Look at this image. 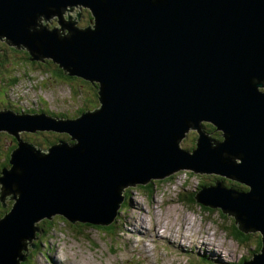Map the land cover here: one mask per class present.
<instances>
[{"label": "water", "instance_id": "95a60500", "mask_svg": "<svg viewBox=\"0 0 264 264\" xmlns=\"http://www.w3.org/2000/svg\"><path fill=\"white\" fill-rule=\"evenodd\" d=\"M80 6L93 28L48 27ZM0 41L95 83L98 98L74 119L0 111V132L17 140L0 171V201H12L0 218V264L26 262L40 221L108 227L126 189L175 172L249 188L216 181L196 201L258 232L261 248L242 264H264V0H0ZM19 131L70 142L42 150ZM188 131L198 134L190 151L180 146Z\"/></svg>", "mask_w": 264, "mask_h": 264}, {"label": "rangeland", "instance_id": "374dc122", "mask_svg": "<svg viewBox=\"0 0 264 264\" xmlns=\"http://www.w3.org/2000/svg\"><path fill=\"white\" fill-rule=\"evenodd\" d=\"M57 26L49 24L48 27ZM30 62L36 61L30 58ZM31 63L25 66L21 64L23 68L7 66L6 88L7 80L15 79L17 83L7 88L8 96L0 98V111L6 110L5 108L20 112L43 109L53 116L62 114L55 117H66V114L73 117L78 108L89 109L93 94L89 84L77 81H70V84L60 83L44 75L47 73L42 71L43 67H35ZM24 68L28 73L24 72ZM44 79L49 82L47 86L36 87V81ZM73 83L82 87L81 95L73 94L74 90H79V86ZM263 89L262 87L261 90ZM192 132L189 131L180 144L188 146V151L198 136ZM213 133L221 135L220 131ZM8 134L0 132V152L6 151L12 136ZM17 135L34 144L36 148L46 149L44 142L47 137L42 133L19 131ZM0 161L1 171L5 163L3 154L0 155ZM203 177L214 180L218 176L175 172L167 180H152L156 182L151 197H146L137 186L129 187L128 206L118 214L120 218L117 237L104 236L102 230L85 227L83 224V227H71L72 224L70 226L57 222L60 220H55L54 217V229L50 230L46 238H41V234L39 239L34 240L36 242L42 239L43 243L38 245L36 253L31 255L26 264H196L201 256L213 264H233L244 257L248 259L255 250L253 243L259 237L258 232H247L250 235L247 241H235L222 230L223 225L229 223H225L218 209L210 208L212 211L207 213L197 206L190 208L179 202L180 194L195 192L198 185L209 181ZM225 180L237 183L230 179ZM11 203L10 199H6L5 208L10 207ZM2 210L0 207V215ZM226 218L233 219L230 215ZM200 260L201 264H211Z\"/></svg>", "mask_w": 264, "mask_h": 264}, {"label": "trees", "instance_id": "16d2710c", "mask_svg": "<svg viewBox=\"0 0 264 264\" xmlns=\"http://www.w3.org/2000/svg\"><path fill=\"white\" fill-rule=\"evenodd\" d=\"M48 60V59H47ZM21 64H23L24 66L25 65H29L28 63H26V62H24V61H19L18 59H15V58H10V57H8L7 58V61H6V65H5V67L4 68H7V66L8 67H21L22 65ZM0 67H2L1 66V64H0ZM39 67V66H38ZM44 69L42 70V71H46V73L47 74H44V75H46V76H49V77H51V78H53V79H56L58 82H60V83H65V84H70L71 82L70 81H77V82H79V83H86V84H89L88 85V87L90 88V90L92 91V96H91V98H92V102H91V104H90V106H88V108L89 109H87V108H78L76 111H74L75 113H74V115H73V117L74 118H77V117H79L81 114H83L84 112H87V111H91V110H93L94 108H96V107H98V98H97V85L95 84V83H91V82H88V81H85V80H83V79H81V78H79V77H73V76H66V77H63L62 75H64V72H63V70L62 69H60L56 64H54L52 61H50L49 62V64H45L44 66H42ZM21 68H23V67H21ZM51 68H53V69H51ZM10 71V70H9ZM8 71V72H9ZM22 71H23V69H22ZM24 72L25 73H28V70L27 69H25L24 68ZM49 72V73H48ZM63 73V74H62ZM7 77V76H6ZM59 78H62V79H64V81H69V82H63L62 80H60ZM33 79V78H32ZM47 79H44V80H41V81H36L37 82V86L36 87H45V86H47V84L49 83V82H47L46 81ZM15 83H17V80H15V79H11V80H7V82H6V85H7V88H10V87H12V86H14V84ZM73 84H77L79 87V90L77 91V90H74L73 91V94H77V95H81V91H83V89H82V87L78 84V83H73ZM81 87V88H80ZM0 88H1V86H0ZM7 88H5L4 90L1 88V90H0V98H4V95L5 96H8V93H7V91H8V89ZM87 89V88H86ZM88 92V91H87ZM4 94V95H3ZM55 116L56 115H62V114H54ZM66 117H69L70 115L69 114H66L65 115ZM73 117H69V119H74ZM208 123H202V125H207ZM209 127V129H208V131L210 132V134L212 135V138H215V139H220L219 138V136L218 135H215L214 133H211V132H213V131H215V129H214V127L213 126H210V125H208ZM0 137H1V135H0ZM31 138V137H30ZM52 138V137H51ZM55 138V139H54ZM53 139H52V142H51V144H56L57 142H59L60 140L61 141H65V142H70V138H69V136L68 135H66V134H57L55 137H54ZM42 140V139H41ZM222 140V139H221ZM220 140V141H221ZM23 141V140H22ZM24 142H27V141H24ZM45 143V142H44ZM45 145V144H44ZM194 146H195V143L193 144V145H191V147H190V149H192V148H194ZM16 147H14V148H10V153H9V156H8V159H7V161L5 162V163H3V165H2V168L1 169H3V168H9L10 167V165H9V159H10V154H11V152H12V150L13 149H15ZM12 149V150H11ZM193 174H195L194 172H192ZM205 176H207V175H205ZM172 177V176H171ZM171 177H169V178H171ZM169 178H166L165 180H167V179H169ZM209 177H203V179H208ZM209 181L208 182H204V184L203 185H198L197 186V188L195 189L196 191L195 192H186V194H180L179 195V202L181 203V202H183V204L185 205V206H187V207H190V208H192L193 206H197V207H199L200 209H202V210H204V212H207V213H210V211H212V210H210V208H208V207H204V206H202V205H200L199 203H197V201H196V195H197V193L202 189V188H204V187H208V186H211V185H214L215 184V182L216 181H221L222 182V184L225 186V187H228V188H232V189H234V190H236V191H239V192H246V191H248V187H246L245 185H241V184H237V183H230V182H227L228 180H225V178H223V177H214V180H211V179H208ZM156 181H154V182H151V183H148L147 185H143V186H137L138 188H139V190L143 193V194H145L146 195V197H151V195H152V192H153V186H154V183H155ZM129 191L130 190H128V189H126V191L124 192V196H125V199H124V202H123V204H122V207L120 208V211L122 210V212L125 210V208L128 206V199H129V196H130V193H129ZM2 203L0 202V207L1 208H3V210H2V214L0 215V218H2L4 215H5V213L10 209V207H11V205H10V207H8V208H5V207H3V205H1ZM119 211V212H120ZM218 212L220 213V215H221V217L222 218H224L225 219V223H229V224H226V225H223V227H222V230L226 233V234H228L229 235V237H231L232 239H234L235 241H239V242H244V241H247L248 240V238L250 237V235H248V233L247 232H244V231H241L240 229H239V226H238V224H236L235 223V220H234V218L233 219H228V218H226V214L225 213H223L220 209H218ZM226 216H225V215ZM119 216V215H118ZM116 217L115 218V220H114V222L110 225V226H108V227H101V226H90V225H84L85 227H95V228H98V229H100V230H102L103 232H102V234H104V236H107V237H109V236H113V237H117V235H118V225H119V223H118V220H119V218L120 217ZM56 218H55V220H60V221H57V222H62V223H64L65 225H70L71 226V224H69V222L67 221V220H65V219H63L62 217H60V216H55ZM38 226H39V229H40V231H41V238H46V236L49 234V232H50V230H52V229H54V223H53V221L52 220H47V219H44V220H42V221H40L38 224H37ZM64 225V226H65ZM81 226V227H83V225H81V224H77V225H72L71 227H76V226ZM118 226V227H117ZM251 233V232H250ZM257 235H259L258 233H257ZM259 237H260V235H259ZM258 237V239H257V241H256V243H253V245H254V247H255V250H253L252 252H251V254L253 253V255L255 254V253H258V251L260 250V248H261V237L259 238ZM42 240V239H41ZM36 241V242H34V244H35V246H36V248L35 249H33L32 251H31V249H30V255H29V259H30V257H31V255L33 254V253H36V250H37V248H38V245L40 244V243H43V240L42 241ZM253 255L252 256H250L248 259H246L247 257H244L243 259H241V261L240 262H238V263H233V264H242V263H244V262H246V261H248V260H250L252 257H253ZM200 259H202V260H205V261H207V262H209L206 258H204L203 256H201V257H199L198 259H197V263L196 264H201V260ZM29 262V261H28ZM209 263H211V262H209ZM26 264V263H25ZM211 264H213V263H211Z\"/></svg>", "mask_w": 264, "mask_h": 264}, {"label": "flooded vegetation", "instance_id": "af4514ba", "mask_svg": "<svg viewBox=\"0 0 264 264\" xmlns=\"http://www.w3.org/2000/svg\"><path fill=\"white\" fill-rule=\"evenodd\" d=\"M70 15L72 18H68L67 16ZM61 19H58L57 16H53L49 19V24L51 25H58V21L61 20L63 21L65 24H67L68 22H74V26L77 27V28H93L94 26V20L92 18V13H91V10L88 8V7H84V6H80V7H76L74 9L71 10L70 7H67L64 9V11L61 12V15H60ZM51 21V23H50ZM49 24H47L49 26ZM66 32V31H65ZM10 57V58H15V59H18L19 61H24L28 64H30V55L29 53L23 49V48H15L13 46H9L7 44H5L4 42L0 41V64L2 67H0V86L1 88L4 90L6 88L5 86V80H6V68L5 65H6V61H7V58ZM50 60H47V59H43V60H39V61H36L35 63H31V64H34L35 67H42L44 66L45 64H49ZM63 74V73H62ZM63 77H66V76H70L68 74H64L62 75ZM74 77V76H73ZM0 88V90H1ZM4 95V94H3ZM6 110L4 111H11L15 114H18V112L20 114H30V115H37L38 113L40 114H46L47 116H50V117H55V115L53 116L52 114H49L48 110H37V111H16V110H12V109H7L5 108ZM209 124L207 125H202L204 131L210 136L212 137V135L210 134V132L208 131V126ZM211 126V125H210ZM213 132H218V131H213ZM211 132V133H213ZM6 133V132H5ZM27 133V132H26ZM29 133H42L45 135V137H47V139L45 140V145H46V149L53 144H51L52 142V139L57 135V133H54V132H48V131H36V132H29ZM194 135H195V131L192 132ZM9 135V134H8ZM217 135L219 137H221L220 133H217ZM11 136V135H10ZM52 137V138H51ZM22 139V137L18 136V139ZM55 139V138H54ZM215 139V138H214ZM218 139V138H217ZM222 138L218 139V140H221ZM196 140V139H195ZM195 140H194V143H195ZM25 141V140H23ZM31 143V142H30ZM17 146V140L11 136L10 137V141H9V144L6 148V151L5 153L0 152V155L3 154L4 156V161L6 162L7 159H8V156H9V153H10V148H14ZM12 150V149H11ZM1 162V161H0Z\"/></svg>", "mask_w": 264, "mask_h": 264}, {"label": "bare ground", "instance_id": "6f19581e", "mask_svg": "<svg viewBox=\"0 0 264 264\" xmlns=\"http://www.w3.org/2000/svg\"><path fill=\"white\" fill-rule=\"evenodd\" d=\"M27 114H28V113H27ZM38 114H39V113H38ZM202 123H203V122H202ZM202 123H201V125H202ZM188 132H189V131H188ZM188 132H186V134H187ZM20 133H21V132H20ZM186 134H185V136H186ZM185 136H184V138H185ZM208 136H209V135H208ZM209 137H210V136H209ZM184 138H183V139H184ZM210 138H212V137H210ZM212 139L215 140V141L218 140V139H214V138H212ZM172 175H173V174H172ZM172 175H170L169 177H171ZM169 177H168V178H169ZM226 179H227V178H226ZM151 181H152V180H151ZM152 182H153V181H152ZM0 202H1V201H0ZM11 204H12V203H11ZM226 215H228V214H226ZM235 223H236V222H235ZM249 232H250V231H249ZM40 235H41V234H40ZM39 237H40V236H38V239H39ZM154 241H155V240H154ZM210 246H212V245H210ZM211 249H212V248H211ZM211 249H210V251H211ZM213 250H214V249H213ZM206 251H207V250H206Z\"/></svg>", "mask_w": 264, "mask_h": 264}, {"label": "clouds", "instance_id": "9594fccd", "mask_svg": "<svg viewBox=\"0 0 264 264\" xmlns=\"http://www.w3.org/2000/svg\"><path fill=\"white\" fill-rule=\"evenodd\" d=\"M236 182V181H235ZM237 184H240V183H238L237 182ZM242 185V184H241ZM260 235V234H259ZM32 251V250H31ZM31 253V252H30ZM30 253H29V255H30ZM29 257V256H28ZM29 260V258H27V260H26V262ZM26 262H24V263H21V264H25Z\"/></svg>", "mask_w": 264, "mask_h": 264}]
</instances>
